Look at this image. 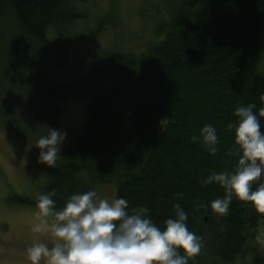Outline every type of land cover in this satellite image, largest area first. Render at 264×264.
<instances>
[{
  "label": "trees",
  "instance_id": "trees-1",
  "mask_svg": "<svg viewBox=\"0 0 264 264\" xmlns=\"http://www.w3.org/2000/svg\"><path fill=\"white\" fill-rule=\"evenodd\" d=\"M106 1L0 0V134L34 144L47 126L66 132L57 166L38 171L39 195L54 192L57 209L110 186L163 229L180 203L202 239L188 264H264V213L251 202L233 196L226 215L195 206L225 194L203 179L235 170V108H264V0H134L149 21L139 51L99 48L126 5ZM71 102L86 113L78 126L62 122ZM205 124L217 130L215 155L191 140Z\"/></svg>",
  "mask_w": 264,
  "mask_h": 264
},
{
  "label": "clouds",
  "instance_id": "clouds-1",
  "mask_svg": "<svg viewBox=\"0 0 264 264\" xmlns=\"http://www.w3.org/2000/svg\"><path fill=\"white\" fill-rule=\"evenodd\" d=\"M260 100L264 102V94ZM255 108L254 103L236 107L237 123L228 124L235 131L238 146L235 170L210 173L201 181L204 185L222 186L223 198L208 205L197 203L196 207H210L214 213L226 215L235 196L264 213V130L260 121L264 108L258 112ZM65 140V131L47 126V134L40 135L34 143L39 149L37 163L56 167ZM191 140L200 141L211 155L218 150L217 130L212 124H205L199 136H192ZM53 195L54 192L40 194L36 202L38 215L52 218L53 244L49 247L34 240L27 249L31 264H41L42 259L45 264H188L202 247L201 237L188 229V215L180 203L173 204L174 218L166 219L161 229L148 215L147 207L130 212L123 197L109 200L92 189L71 194L57 209ZM33 231L40 232V226Z\"/></svg>",
  "mask_w": 264,
  "mask_h": 264
},
{
  "label": "rangeland",
  "instance_id": "rangeland-1",
  "mask_svg": "<svg viewBox=\"0 0 264 264\" xmlns=\"http://www.w3.org/2000/svg\"><path fill=\"white\" fill-rule=\"evenodd\" d=\"M90 1L99 6L107 3L106 0ZM125 3L120 14L121 27L115 30L107 28L100 33L96 37L99 48H136L137 51L143 48V40L149 37V21L139 11L141 1L138 5L134 0H126ZM82 40L78 44L79 50L83 45ZM85 114L80 103H66L62 122L78 126L85 120ZM14 138L12 136L9 139L7 135L0 134V264H31L27 258V249L34 240H40L49 247L53 244L50 230L52 218L40 217L36 205L29 201L37 199L39 189L44 184V170L38 172L41 168L36 158L39 149L33 143ZM19 141L30 147L21 145ZM100 195L112 200L116 191L113 192L110 186H104ZM36 226H40V232L33 231ZM250 260L249 257H243L228 264H251ZM41 264H45L44 259Z\"/></svg>",
  "mask_w": 264,
  "mask_h": 264
}]
</instances>
